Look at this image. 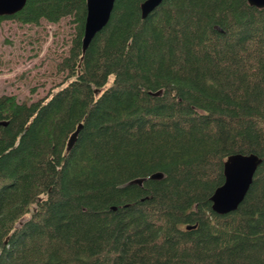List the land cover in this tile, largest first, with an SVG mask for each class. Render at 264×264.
I'll list each match as a JSON object with an SVG mask.
<instances>
[{
  "label": "trees",
  "instance_id": "16d2710c",
  "mask_svg": "<svg viewBox=\"0 0 264 264\" xmlns=\"http://www.w3.org/2000/svg\"><path fill=\"white\" fill-rule=\"evenodd\" d=\"M142 1L115 0L85 53L86 0L0 15L76 25L56 90L0 96V264H264V7ZM235 152L263 161L218 214Z\"/></svg>",
  "mask_w": 264,
  "mask_h": 264
},
{
  "label": "rangeland",
  "instance_id": "374dc122",
  "mask_svg": "<svg viewBox=\"0 0 264 264\" xmlns=\"http://www.w3.org/2000/svg\"><path fill=\"white\" fill-rule=\"evenodd\" d=\"M71 17L59 23L41 20L39 25L0 22V96L16 94L35 99L60 85L56 60L64 55L76 31Z\"/></svg>",
  "mask_w": 264,
  "mask_h": 264
},
{
  "label": "water",
  "instance_id": "95a60500",
  "mask_svg": "<svg viewBox=\"0 0 264 264\" xmlns=\"http://www.w3.org/2000/svg\"><path fill=\"white\" fill-rule=\"evenodd\" d=\"M27 0H0V15H10L21 10ZM115 0H86V19L84 35L82 38V51L85 53L91 40L109 21ZM162 0H144L141 4L142 16L146 17ZM252 5L264 7V0H248ZM82 128L79 123L76 130L69 137L67 149L75 142ZM263 161L257 153L235 152L227 156L224 161V182L217 186L211 196L212 209L218 214L234 211L242 202L249 189L257 168ZM165 176L163 171H156L151 178L161 179ZM148 177H137L128 183L142 184ZM191 228V225H187Z\"/></svg>",
  "mask_w": 264,
  "mask_h": 264
},
{
  "label": "bare ground",
  "instance_id": "6f19581e",
  "mask_svg": "<svg viewBox=\"0 0 264 264\" xmlns=\"http://www.w3.org/2000/svg\"><path fill=\"white\" fill-rule=\"evenodd\" d=\"M143 2V1H142ZM142 4V3H141ZM141 7V6H140ZM141 13H142V9H141ZM154 173V172H153ZM137 178V177H136Z\"/></svg>",
  "mask_w": 264,
  "mask_h": 264
}]
</instances>
